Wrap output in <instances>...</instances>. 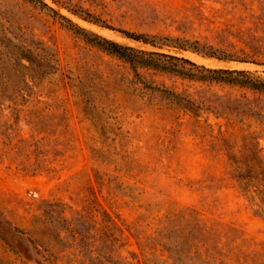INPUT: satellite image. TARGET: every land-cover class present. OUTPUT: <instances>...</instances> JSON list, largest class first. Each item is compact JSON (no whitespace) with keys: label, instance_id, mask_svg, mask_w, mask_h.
Returning <instances> with one entry per match:
<instances>
[{"label":"rangeland","instance_id":"rangeland-1","mask_svg":"<svg viewBox=\"0 0 264 264\" xmlns=\"http://www.w3.org/2000/svg\"><path fill=\"white\" fill-rule=\"evenodd\" d=\"M43 1L123 45L264 80V0ZM8 39L53 72L18 93ZM0 52V261L264 264L263 92L154 69L139 80L28 0H0Z\"/></svg>","mask_w":264,"mask_h":264},{"label":"trees","instance_id":"trees-1","mask_svg":"<svg viewBox=\"0 0 264 264\" xmlns=\"http://www.w3.org/2000/svg\"><path fill=\"white\" fill-rule=\"evenodd\" d=\"M28 1L34 2L37 5L41 6L43 9H46L55 18L61 20L63 24L75 30L76 33L82 35L85 40H87L89 43L95 45L104 52L116 56L119 59L128 63L131 66V69L135 72L136 78L139 80L141 78L139 69H154L179 74L181 76L201 81L228 83L233 85L244 86L264 93V80L254 79L249 71L231 69H210L184 57H178L175 55L156 51H145L134 47L126 46L119 42L105 38L103 36H100L84 28L79 27L78 25L73 23L72 20H70L64 15H61L58 11L50 7L43 0ZM53 1L58 2V0ZM68 8L78 14L77 11H75L74 9H71L70 7ZM122 32L136 41L143 42L145 44H150L154 47L164 46L165 44L159 43V41L165 40L170 41L173 44L167 46H173L181 51L191 49L195 52L203 53L212 57L217 56L216 53L213 51L202 49L198 43H191L190 41H180L168 38H160L157 36H148L144 34L129 33L127 31ZM3 46L9 48V51L7 50L6 52L10 53L13 56V59L18 60L19 65L16 66V69L20 73L24 74L23 81L20 83H16L19 85L16 87L18 93H22L31 89V85L28 81L27 76H30L32 80L34 78L40 79L45 78L51 72H53L52 69H48L47 67H45V65L36 61V58L34 57L36 55V51L16 45L11 41V39H8L7 43H3ZM51 56L53 57L54 55ZM41 59L45 61L46 57L43 58L41 56ZM55 61L56 63L58 62V60ZM187 65L191 66L192 69H186ZM16 69H14L15 73L18 72ZM54 73H56V71H54ZM3 85V83H0L1 87ZM258 195L261 202L264 204V189L260 190ZM14 253L17 256L20 255L19 252H17L16 250H14ZM0 262L2 264H16L15 262L8 260H2Z\"/></svg>","mask_w":264,"mask_h":264}]
</instances>
